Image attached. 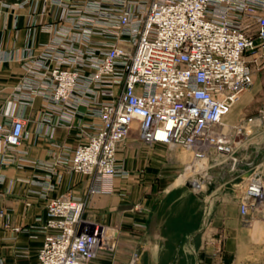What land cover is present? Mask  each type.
I'll return each instance as SVG.
<instances>
[{
  "label": "built area",
  "instance_id": "1",
  "mask_svg": "<svg viewBox=\"0 0 264 264\" xmlns=\"http://www.w3.org/2000/svg\"><path fill=\"white\" fill-rule=\"evenodd\" d=\"M29 2L33 15L42 8L52 16L42 27L50 37L21 58L17 98L30 105L42 97L43 120L89 119L82 125L87 139L62 146L52 168L90 176L93 193L112 195L116 179L130 177L118 159L130 139L183 152L179 177L188 175L184 183L191 185L209 182L215 168L236 160L246 133L264 131V107L237 124L224 120L254 83L247 53L264 49V0H0V9ZM24 132L23 117L0 120V141L10 151L22 145ZM233 133L243 137L236 142ZM241 185V213L264 209V162ZM45 207L36 264H93L111 247L117 229L87 223L82 197L63 194Z\"/></svg>",
  "mask_w": 264,
  "mask_h": 264
},
{
  "label": "crops",
  "instance_id": "2",
  "mask_svg": "<svg viewBox=\"0 0 264 264\" xmlns=\"http://www.w3.org/2000/svg\"><path fill=\"white\" fill-rule=\"evenodd\" d=\"M4 1L14 5L19 0ZM51 18L42 8L33 15L30 2L0 9V120L9 124L17 116L25 120L23 142L17 151H10L0 141V208L4 212L0 215V264L37 263L46 234L39 217L50 198L67 193L97 208L99 224L118 229L111 247L100 251L93 264L264 262V209L250 208L243 215L235 189L264 162V131L245 136L241 142H237L240 136L236 138L237 159L212 172L209 182L216 187L210 190L207 186L206 193L179 185L184 183L181 176L172 182L183 169L177 149L163 144H141L136 149L134 139L126 141L118 153L119 163L129 168L130 177L117 178L112 195L93 193L90 176L72 175L59 164L52 168L62 146L75 148L87 139L82 125L89 119L80 116L70 124L43 120L46 101L42 97L37 96L30 105L17 98L16 87L24 73L21 58L49 39L42 27ZM247 61L254 83L228 113H233L231 121H225L229 124L257 115L264 107V68L259 69L264 56L248 55ZM4 156L13 160L4 163ZM49 179L55 185L52 190L45 186ZM120 192L127 199L123 201ZM194 195L208 198L204 216L199 214ZM7 220L10 227L5 226Z\"/></svg>",
  "mask_w": 264,
  "mask_h": 264
},
{
  "label": "rangeland",
  "instance_id": "3",
  "mask_svg": "<svg viewBox=\"0 0 264 264\" xmlns=\"http://www.w3.org/2000/svg\"><path fill=\"white\" fill-rule=\"evenodd\" d=\"M248 55H260V56H264V49H261V50H259V51H254V50H251V51H248V53H247V56ZM262 68H264V63H262L260 66H259V69H262ZM233 114V113H232ZM231 113H230V116H229V114L227 115V117H226V119H225V121H227V122H230L231 121V117L233 116ZM237 124V123H236ZM247 134H249V133H246L245 134V136H249V135H251V134H249V135H247ZM233 136H234V139H236L238 136H236V134L235 133H233ZM244 136V137H245ZM240 137H243V136H240ZM135 147H136V149H139V148H141L142 146L140 145V144H136L135 145ZM180 152V151H179ZM183 152H181L180 153V155H181V157H182V159H184V154H182ZM128 168V167H127ZM129 169V168H128ZM216 169V168H215ZM214 169V170H215ZM182 171V170H181ZM181 171L175 176V178L173 179V181L172 182H177L176 180L178 179V177H179V174L181 173ZM213 172V171H212ZM81 175V174H80ZM84 176V175H83ZM181 177L183 178L184 177V181H186V179H189L188 177V175H186L185 174V176L184 175H181ZM191 183V185H190V187H192L194 190H196V192L197 193H206L207 192V190H204V191H202V189H196L195 188V183H194V180H192V182H190ZM237 183V182H236ZM179 185H184L183 187H185V188H187V187H189V186H187V185H189L188 183H178ZM242 187V185H241V182H240V184L239 185H235V189L237 190V192H239L240 191V189H242L241 188ZM118 194H121V199L124 201L125 199H127V198H125L126 196H125V193H118ZM195 197H194V199H196L197 200V203H198V209H199V214H203V216L205 215V211H206V206H207V197H205V196H196V195H194ZM136 209V208H135ZM99 215H100V212L97 210V208H94L93 207V205L92 206H89L88 205V202L85 200V208H84V212H83V219L86 221V222H90V223H99L98 222V220H100V218H99ZM109 226V225H108ZM117 231H118V229H117Z\"/></svg>",
  "mask_w": 264,
  "mask_h": 264
},
{
  "label": "bare ground",
  "instance_id": "4",
  "mask_svg": "<svg viewBox=\"0 0 264 264\" xmlns=\"http://www.w3.org/2000/svg\"><path fill=\"white\" fill-rule=\"evenodd\" d=\"M240 98H241V97H240ZM240 98H239V99H240ZM239 99L235 102V104L233 105V107L236 105V103L239 101ZM233 107L231 108V111H232ZM231 111H230V112H231ZM226 176H227V175H226ZM210 179H211V178H210ZM192 180H193V179H192ZM194 183H195V185H196L195 188L197 187L196 189H202V191L207 190V186H208V185H206L207 183H204L202 179H195V180H194ZM208 188H209V187H208ZM87 223H90V222H87Z\"/></svg>",
  "mask_w": 264,
  "mask_h": 264
},
{
  "label": "water",
  "instance_id": "5",
  "mask_svg": "<svg viewBox=\"0 0 264 264\" xmlns=\"http://www.w3.org/2000/svg\"><path fill=\"white\" fill-rule=\"evenodd\" d=\"M207 185H208V187H209L210 190H213L216 187V183L207 182ZM189 186H190V184H189Z\"/></svg>",
  "mask_w": 264,
  "mask_h": 264
}]
</instances>
